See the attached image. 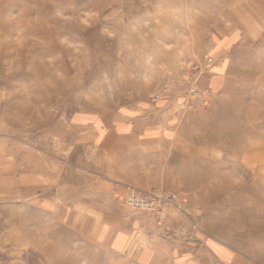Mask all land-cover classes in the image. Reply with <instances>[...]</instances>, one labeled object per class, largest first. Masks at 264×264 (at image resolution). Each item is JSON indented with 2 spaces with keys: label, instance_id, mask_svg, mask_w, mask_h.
<instances>
[{
  "label": "rangeland",
  "instance_id": "rangeland-1",
  "mask_svg": "<svg viewBox=\"0 0 264 264\" xmlns=\"http://www.w3.org/2000/svg\"><path fill=\"white\" fill-rule=\"evenodd\" d=\"M231 30L221 91L174 110L154 178L184 209L155 220L124 205L149 215L140 244L163 264L173 250L224 264V249L264 264V0H0V264H134L98 226L66 222L53 179L78 167L66 156H111L93 128L111 110L177 84L186 96L210 33Z\"/></svg>",
  "mask_w": 264,
  "mask_h": 264
},
{
  "label": "crops",
  "instance_id": "crops-1",
  "mask_svg": "<svg viewBox=\"0 0 264 264\" xmlns=\"http://www.w3.org/2000/svg\"><path fill=\"white\" fill-rule=\"evenodd\" d=\"M231 34L232 30L212 32L206 40L204 54L213 60L198 84L209 90L210 100L221 91L224 82L229 49L234 42ZM174 52L166 49L170 61L165 64L179 63ZM177 87L178 91L157 92L160 98L156 102L137 101L111 110L93 126L98 143L112 152L111 156H66L63 158L66 161L78 160V167L72 170L66 165L64 170H68L63 177L56 173L52 182L56 190L57 186L62 187L63 201L59 207L66 208V222L98 226L99 240L106 242L113 253L134 264H163L165 251L140 244L139 234L149 215L130 212L124 205L123 189H114L113 184L118 181L148 190L158 183L154 178L159 176L161 161L166 160L167 144L175 142L176 128L181 123V116L174 114V110L184 97V86L177 84ZM124 145L127 148L120 151L115 148ZM120 153L127 155L120 156ZM169 255L172 264L173 259L178 264V253L173 250ZM190 257L192 262L200 260L193 255ZM223 258L224 264L236 262L234 255L225 249ZM169 260L165 264H170Z\"/></svg>",
  "mask_w": 264,
  "mask_h": 264
},
{
  "label": "built area",
  "instance_id": "built-area-1",
  "mask_svg": "<svg viewBox=\"0 0 264 264\" xmlns=\"http://www.w3.org/2000/svg\"><path fill=\"white\" fill-rule=\"evenodd\" d=\"M202 59L197 60L190 68L187 78L186 96L177 103V108H184L192 103L205 104L208 101L209 90L199 87V80L213 58L205 53ZM159 96H156V100ZM176 108V109H177ZM114 186L124 190V203L137 212H146L155 220H161L169 210L182 211L184 206L177 201L172 193L163 187H154L140 190L131 184L115 182ZM192 227H194L192 225Z\"/></svg>",
  "mask_w": 264,
  "mask_h": 264
}]
</instances>
